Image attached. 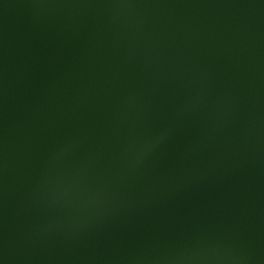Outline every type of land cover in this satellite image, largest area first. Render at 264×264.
<instances>
[{"label":"water","instance_id":"obj_1","mask_svg":"<svg viewBox=\"0 0 264 264\" xmlns=\"http://www.w3.org/2000/svg\"><path fill=\"white\" fill-rule=\"evenodd\" d=\"M0 264H264V0H0Z\"/></svg>","mask_w":264,"mask_h":264}]
</instances>
